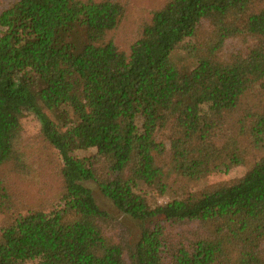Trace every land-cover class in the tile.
Wrapping results in <instances>:
<instances>
[{"label":"trees","instance_id":"16d2710c","mask_svg":"<svg viewBox=\"0 0 264 264\" xmlns=\"http://www.w3.org/2000/svg\"><path fill=\"white\" fill-rule=\"evenodd\" d=\"M257 1L167 0L125 51L110 36L127 15L123 0H0V217L11 214L0 226V264H264V157L233 183L165 204L139 192L144 184L164 196L174 178L199 181L243 164L221 133L243 107L258 139L264 134ZM205 20L214 39L193 48L198 63L183 72L172 54ZM241 35L254 45L220 57ZM27 114L60 161L51 208L11 191L12 175L34 167ZM88 149L96 154L75 155ZM87 182L137 222L135 244Z\"/></svg>","mask_w":264,"mask_h":264},{"label":"rangeland","instance_id":"374dc122","mask_svg":"<svg viewBox=\"0 0 264 264\" xmlns=\"http://www.w3.org/2000/svg\"><path fill=\"white\" fill-rule=\"evenodd\" d=\"M126 4L127 15L119 27L110 33L121 50H128L141 31L142 25L149 21L152 12L159 9L167 0H123ZM264 7V0H258L252 7V10H260ZM210 20H205L200 24L195 37L186 39L181 43L172 54V60L183 72L194 69L198 63L197 55L193 48L202 49L207 47L208 43L214 39L216 26ZM254 45V39L250 36H237L228 39L220 51V57L228 58L236 52H243ZM257 102V101H256ZM253 102H250L252 105ZM249 108V104L245 102ZM247 107H243L228 119L221 130L223 142H228L234 138L233 148L239 150L245 162L233 167L228 172H218L199 181H186L174 178L170 182L168 193L160 196L155 189L141 184V192L151 205L165 204L172 197L182 195L183 192L200 194L208 188H214L219 185L230 184L243 177L254 164L264 157V134L260 139L253 130L251 118L246 117ZM59 113L48 112V116L55 122H60ZM25 139L27 146L25 151L30 154L31 164L34 166L30 171L19 170L13 174L11 180L13 186L11 191L18 195L24 204H29L32 208H51L58 203L62 192V182L57 176L58 164L60 163L56 151L43 138L40 132L39 121L31 114H27L22 119ZM164 138L163 134H159ZM169 143L167 150L169 154ZM96 154L95 149L79 150L75 152L78 157H92ZM86 185L91 188L97 204L101 209L107 211L114 218L115 223L119 222L123 227L130 230V243L135 244L139 238L140 228L137 222L120 213L113 205L112 201L106 198L100 191L95 182H87ZM25 212V210L23 211ZM11 219V214L0 217V226L7 219ZM120 225V224H119ZM117 227L116 225H112Z\"/></svg>","mask_w":264,"mask_h":264}]
</instances>
